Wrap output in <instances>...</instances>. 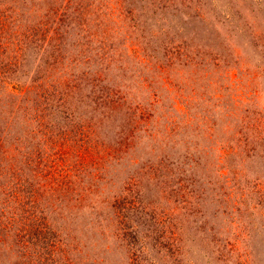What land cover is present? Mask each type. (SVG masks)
<instances>
[{
  "label": "rangeland",
  "instance_id": "obj_1",
  "mask_svg": "<svg viewBox=\"0 0 264 264\" xmlns=\"http://www.w3.org/2000/svg\"><path fill=\"white\" fill-rule=\"evenodd\" d=\"M47 253L264 264V0H0V264Z\"/></svg>",
  "mask_w": 264,
  "mask_h": 264
},
{
  "label": "trees",
  "instance_id": "obj_2",
  "mask_svg": "<svg viewBox=\"0 0 264 264\" xmlns=\"http://www.w3.org/2000/svg\"><path fill=\"white\" fill-rule=\"evenodd\" d=\"M5 169V171L7 170V171H9V174L11 175L13 172H17L18 170L16 169V167L15 166H13L12 164L11 165H8L6 168H4ZM53 238V235H50V234H48V240H53L52 239ZM47 242H51V241H47ZM44 243H45V241H44ZM54 243L52 242L51 243V246L53 245ZM54 246V245H53ZM45 252V251H44ZM52 251H50L49 253H51ZM49 253H47L46 254V256L44 255V261L46 262L45 264H59L56 260H54V259H52L51 258V255L49 254ZM68 257V260L69 261H71V258L69 257V256H67Z\"/></svg>",
  "mask_w": 264,
  "mask_h": 264
}]
</instances>
